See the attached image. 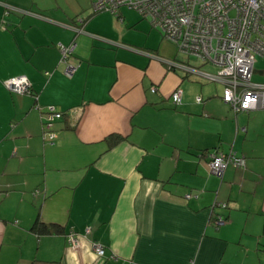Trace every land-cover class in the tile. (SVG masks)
Instances as JSON below:
<instances>
[{
	"label": "crops",
	"instance_id": "crops-1",
	"mask_svg": "<svg viewBox=\"0 0 264 264\" xmlns=\"http://www.w3.org/2000/svg\"><path fill=\"white\" fill-rule=\"evenodd\" d=\"M73 5L0 0V259L20 246L16 264H264V121L224 102L232 138L203 130L192 117L211 114L210 97L222 94L204 91L203 76L185 64L212 65L158 53L163 43L139 49L114 38L152 31L125 20L127 6L121 19L110 12L115 35L107 36L88 22L95 13L80 15L87 0ZM72 41L67 75L57 45ZM253 65L264 72V52ZM16 75L29 79V92L4 84ZM47 105L63 112L51 144L41 129ZM112 133L123 137L109 146ZM211 148L235 151L244 165L212 173L204 156ZM36 218L62 231L37 234Z\"/></svg>",
	"mask_w": 264,
	"mask_h": 264
},
{
	"label": "built area",
	"instance_id": "built-area-1",
	"mask_svg": "<svg viewBox=\"0 0 264 264\" xmlns=\"http://www.w3.org/2000/svg\"><path fill=\"white\" fill-rule=\"evenodd\" d=\"M90 5L92 12L108 10L119 19L121 6L136 10L173 42L179 53L214 67L208 70L185 64L189 71L221 82L222 99L234 111L264 109V82L251 79L253 63L264 52V0H90ZM78 21L82 22V18L79 17ZM74 45V41L57 45L60 61L66 63ZM74 69L75 64L66 63L64 72L70 75ZM4 84L16 92H29L31 87L25 75L9 77ZM170 98L173 103H179L180 90L174 89ZM200 98L196 95V100ZM62 116L63 112L53 105L45 106L41 115L45 142H54V123ZM204 156L210 171L218 176L229 164L244 165V157L233 150L224 152L215 148L206 150ZM215 222H223L222 217L217 216ZM88 231L89 227H85L84 233ZM78 237L73 230L66 235L71 245L78 243ZM91 244L98 256L105 255L100 242L92 240Z\"/></svg>",
	"mask_w": 264,
	"mask_h": 264
},
{
	"label": "rangeland",
	"instance_id": "rangeland-1",
	"mask_svg": "<svg viewBox=\"0 0 264 264\" xmlns=\"http://www.w3.org/2000/svg\"><path fill=\"white\" fill-rule=\"evenodd\" d=\"M65 2H67V4L70 6L72 5V1L73 0H64ZM78 1H80L82 3V0H74V5H77ZM90 0H87V7L85 9L82 10V13L80 15L86 16L85 14L88 13L89 11L92 13L91 9L88 7ZM124 11L126 13V18L125 20L130 21L131 19H139L136 22H142L145 21L147 23V27L151 28L152 31H148V28L146 30H143V32H133L131 28L130 31H127V33L122 34V36L116 37L114 36V38L119 39L120 41H124V44L127 43L129 46L131 47H137L139 49H144V48H149V49H157V46L162 44V50H157L158 53H164V55L167 56H176L177 59H180L183 57V55H181L180 53L177 52V48L174 45V43L171 41H168V39H166L161 31L157 28L151 27V25L149 24L148 19L146 18H140V14L135 11L134 9L128 8V7H123ZM109 14L110 11L108 10H102L99 12H96L93 16L90 17L89 21L90 24L92 26H97L100 28H103V30H105L103 33H105L107 36H112L115 34H112L113 29H110V18H109ZM79 17V16H78ZM116 18V17H115ZM118 21V20H117ZM138 22V23H139ZM119 24H121L122 22H119ZM91 29V28H89ZM142 29V28H141ZM92 30V29H91ZM95 31V30H94ZM97 31V30H96ZM111 33V34H109ZM124 49L126 47H123ZM128 50V49H125ZM131 51V50H130ZM163 51V52H162ZM134 52V51H132ZM260 56V55H258ZM190 62L196 63L197 60L195 58H189ZM256 67L253 65L252 68V74H251V79L253 81H261L264 82V72L261 73L260 70H256ZM264 69V68H263ZM203 80L201 79L203 85V90L206 91V89L208 87H210V89H212L213 93L216 91L218 95H221L223 92V84L219 81H214V80H209L205 77H202ZM205 87V88H204ZM204 91H201L202 93H205ZM195 94H199L200 91H196L194 92ZM194 94V95H195ZM196 97V95H195ZM210 99H213L211 102V107H210V111L212 112L211 114H208L209 112L206 111L207 114H205V112H201V114H196L194 117H192V119L198 123V126H200V128H202L203 130H207V131H220L222 133V135H224L227 138H232V133H234V129L232 130V125L230 123V121H228L226 118V116H228V114L230 115L232 121H234V116L232 114V111L230 113L228 106L224 104V101L222 99H220L219 96H213L210 97ZM200 113V112H198ZM238 115L243 114L245 117H247L248 115V119L251 118V120H253L256 124H262V121H264V112L261 110H257V111H250V114H247L246 112H244V110H239L237 111ZM246 118H244L245 120ZM214 149V148H211ZM209 149V150H211ZM24 247V246H23ZM9 256L10 258H8V260H5V258H1L0 261L2 264H16V261L11 260V253H16L20 251V246H9ZM15 257V254L13 255V258ZM12 258V259H13ZM8 261V262H7ZM10 262V263H9Z\"/></svg>",
	"mask_w": 264,
	"mask_h": 264
},
{
	"label": "trees",
	"instance_id": "trees-1",
	"mask_svg": "<svg viewBox=\"0 0 264 264\" xmlns=\"http://www.w3.org/2000/svg\"><path fill=\"white\" fill-rule=\"evenodd\" d=\"M96 12H92V14H94ZM79 17H77V20H78ZM82 18V17H81ZM84 19L82 18V21ZM81 23V22H80ZM123 136H121L120 134L118 133H112L110 134L106 140L108 141V145H113L115 143H117ZM31 229L33 231H35L37 234H41V233H52V232H61L62 229H61V226L58 224V223H45L39 219H35L31 225ZM33 263H39V264H51L53 263V261H43V260H36V261H33Z\"/></svg>",
	"mask_w": 264,
	"mask_h": 264
}]
</instances>
